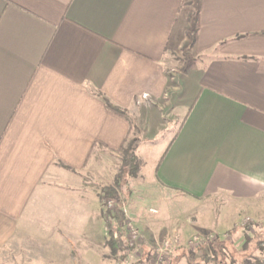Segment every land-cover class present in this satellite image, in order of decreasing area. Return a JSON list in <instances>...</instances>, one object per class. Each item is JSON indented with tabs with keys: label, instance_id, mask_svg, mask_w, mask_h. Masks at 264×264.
I'll list each match as a JSON object with an SVG mask.
<instances>
[{
	"label": "crops",
	"instance_id": "obj_1",
	"mask_svg": "<svg viewBox=\"0 0 264 264\" xmlns=\"http://www.w3.org/2000/svg\"><path fill=\"white\" fill-rule=\"evenodd\" d=\"M166 112L182 119L155 189L192 213L222 197L233 219L258 204L264 0H0L1 261L113 264L95 186L111 184L132 128L154 139ZM143 216L144 244L179 217Z\"/></svg>",
	"mask_w": 264,
	"mask_h": 264
},
{
	"label": "rangeland",
	"instance_id": "obj_2",
	"mask_svg": "<svg viewBox=\"0 0 264 264\" xmlns=\"http://www.w3.org/2000/svg\"><path fill=\"white\" fill-rule=\"evenodd\" d=\"M191 62L192 59L187 55V52H182L174 58L172 66L180 72ZM164 116V126H166V129L160 135L158 134L156 138L144 140L142 135L137 134L132 128L131 136L127 139V142H129L137 138L136 143L133 144L135 146V154L143 158L147 164L142 175L138 173L135 177H127L125 179V186L122 187L118 196V201L122 202L125 216L123 221L125 242L130 246L129 240L131 238L126 233L129 223L138 230L139 234L138 241L132 247L134 251L132 250L133 253L129 254L128 264L154 263L153 248L166 238L176 239L179 244L175 246L176 248L169 255L164 257L160 264H217V261L219 264H254V259L264 264V193L258 204L251 207L249 211L240 209L237 212V217L233 219L236 213V211H232L233 209H229L228 212L230 214L228 216H223L225 215L223 214L224 210L222 212L221 210L222 208L225 209V206H222L221 201L225 199L222 197L208 199L203 206H200L195 213H192L189 212V208L185 205L170 201L172 197H181V193L176 192L166 195L165 191L159 192L155 189L152 173L155 155L158 152V148L173 136L182 119L181 116L177 117L168 112ZM122 155L123 152L119 150L116 159V172L121 165ZM102 187L101 185L95 186L99 198ZM167 196L171 197V199H168ZM108 201H112V206H107ZM100 203L102 219L105 224V216L107 214L104 211H113L116 207V201L112 198H102V200L100 198ZM150 210H155L156 212L152 213ZM165 212L172 215L176 214L179 217L176 218L175 223L172 224L173 226H170L171 222H168L169 225L165 223L166 220L160 223L158 226V239L154 243L144 244L143 241L146 240L147 235L143 232L141 225V222L143 223L145 218L143 215L149 214L158 217ZM198 215L201 216L198 217ZM137 217L141 218V221H137ZM168 217L170 216L167 215ZM189 225H195L196 228L192 230L188 227ZM193 237L197 238V242L194 241V243L190 244L189 240ZM216 237L224 240L225 244L224 252L217 255L210 251V245ZM243 243H246L245 247L247 248L244 252L240 250ZM104 245H106V242H104ZM213 247L218 250L216 244ZM145 250H147V254L143 253ZM21 256L23 260H16V264H26L25 253ZM3 257V260L16 258L12 255H7V258L3 255ZM111 262L118 264L116 261ZM0 264L6 263L2 262L0 258Z\"/></svg>",
	"mask_w": 264,
	"mask_h": 264
},
{
	"label": "trees",
	"instance_id": "obj_3",
	"mask_svg": "<svg viewBox=\"0 0 264 264\" xmlns=\"http://www.w3.org/2000/svg\"><path fill=\"white\" fill-rule=\"evenodd\" d=\"M106 106L120 114H123V111L118 109L115 106H112L109 102L106 101ZM137 138H134L127 142V139L124 141L119 150L123 152L121 158V165L118 168L117 172L114 175L113 182L110 185L103 186L101 188L100 198H112L116 201V207L113 211L105 210L104 212L107 214L106 217V230H107V240L106 245L109 248V255L114 259L118 264L125 262L126 258L132 252V246H129L125 242V234H124V212L122 207V202L118 201L119 192L122 187L125 186V179L127 177H135L142 165L141 159L135 154V144ZM216 244L215 249L213 245ZM246 244V243H245ZM243 243L241 245V251L244 252L247 248ZM225 250L224 240L219 237H216L212 244L210 245V251L215 255L218 253L221 254ZM217 264L219 262L217 261ZM250 264V263H247ZM254 264H261L260 261L254 259Z\"/></svg>",
	"mask_w": 264,
	"mask_h": 264
},
{
	"label": "built area",
	"instance_id": "obj_4",
	"mask_svg": "<svg viewBox=\"0 0 264 264\" xmlns=\"http://www.w3.org/2000/svg\"><path fill=\"white\" fill-rule=\"evenodd\" d=\"M107 206L110 207L112 206V201H108L107 202ZM152 213H155V210H150ZM127 236L131 238V240H129V244L130 246L133 247V245L138 241L139 238V234H138V230L129 223L128 227H127ZM197 242V238L193 237L189 240V243L191 244L192 242L194 243ZM179 244L178 241L176 239L173 238H166L165 240H163L160 244H158L155 248H153L152 253L155 256V260L154 263L152 264H160L164 257L169 255V253H171L176 247V245Z\"/></svg>",
	"mask_w": 264,
	"mask_h": 264
}]
</instances>
